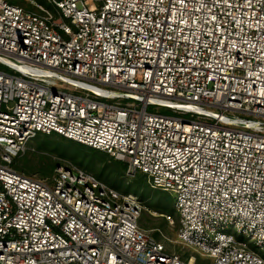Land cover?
<instances>
[{
    "label": "built area",
    "instance_id": "1",
    "mask_svg": "<svg viewBox=\"0 0 264 264\" xmlns=\"http://www.w3.org/2000/svg\"><path fill=\"white\" fill-rule=\"evenodd\" d=\"M45 1L0 0V264H264V0ZM52 132L172 193L184 253L138 194L15 166Z\"/></svg>",
    "mask_w": 264,
    "mask_h": 264
},
{
    "label": "rangeland",
    "instance_id": "2",
    "mask_svg": "<svg viewBox=\"0 0 264 264\" xmlns=\"http://www.w3.org/2000/svg\"><path fill=\"white\" fill-rule=\"evenodd\" d=\"M11 1L24 6H29L32 1L51 7L45 0ZM162 111H166V109L162 108ZM64 137L56 132L38 134L27 143L26 149L15 159V166L26 173L49 178L54 175L59 166L78 167L93 173L120 192L138 194L144 200L146 206L140 221L142 227L148 230L156 239L162 241L169 252L184 253V248L178 240V221L171 224L164 215L172 213L177 217L172 193L166 191L168 195H171L166 208L157 207L156 201L162 196L164 190L153 188L148 183L144 173L138 172L135 175H129L127 173V162L112 157L107 152L96 148H94L96 149L94 153L85 149L83 154L76 157L72 145L69 143L70 139ZM83 156L86 158H83ZM189 250V254L197 256V264H208L211 261L210 258L195 250L191 248Z\"/></svg>",
    "mask_w": 264,
    "mask_h": 264
},
{
    "label": "trees",
    "instance_id": "3",
    "mask_svg": "<svg viewBox=\"0 0 264 264\" xmlns=\"http://www.w3.org/2000/svg\"><path fill=\"white\" fill-rule=\"evenodd\" d=\"M52 133H55V132H52ZM64 138H66V137H64ZM69 143L72 145L73 153L76 155V157H78L79 154H83L85 149L90 150V152H93V153L95 152L94 150H96V149L89 147V146H86L80 142L74 141L73 139H70ZM83 158H86V157L83 156ZM27 174H29V173H27ZM159 192L161 193V191H159ZM170 199H171V195H168V193L166 191L165 192L163 191L162 196L159 199H157V201H156V206L161 208V209H164V208H166V204L169 202Z\"/></svg>",
    "mask_w": 264,
    "mask_h": 264
}]
</instances>
